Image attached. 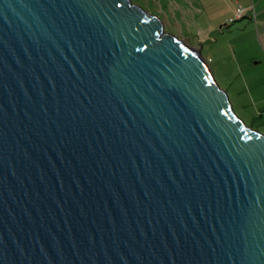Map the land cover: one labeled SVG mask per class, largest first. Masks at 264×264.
<instances>
[{
  "label": "water",
  "instance_id": "95a60500",
  "mask_svg": "<svg viewBox=\"0 0 264 264\" xmlns=\"http://www.w3.org/2000/svg\"><path fill=\"white\" fill-rule=\"evenodd\" d=\"M163 25L0 0V264H264V134Z\"/></svg>",
  "mask_w": 264,
  "mask_h": 264
},
{
  "label": "rangeland",
  "instance_id": "374dc122",
  "mask_svg": "<svg viewBox=\"0 0 264 264\" xmlns=\"http://www.w3.org/2000/svg\"><path fill=\"white\" fill-rule=\"evenodd\" d=\"M130 1L145 13L157 16L164 24L165 32L174 34L191 47L197 48V43L201 44V54L211 68L219 88L227 92L233 106L245 117L247 123L264 134V118L258 115L253 106L254 102L249 99L248 90L241 92L243 65L247 58L244 49L245 37L246 41H252L249 34L238 29H233L232 33L225 32L224 29V34H220L219 29L211 24L208 15L198 14L196 0ZM209 27L212 31L206 34L200 32Z\"/></svg>",
  "mask_w": 264,
  "mask_h": 264
},
{
  "label": "crops",
  "instance_id": "0c3cea01",
  "mask_svg": "<svg viewBox=\"0 0 264 264\" xmlns=\"http://www.w3.org/2000/svg\"><path fill=\"white\" fill-rule=\"evenodd\" d=\"M199 15H208L211 24L219 29L220 34L232 33L233 29L245 31L252 38L244 43L247 55L243 65L242 91H247L254 103L258 115L264 118V0H196ZM241 6L242 17L229 24L227 19L233 15L235 8ZM242 20V21H241ZM212 27V26H211ZM209 27L203 33L212 31ZM202 48V45L197 43ZM264 125V120H263Z\"/></svg>",
  "mask_w": 264,
  "mask_h": 264
},
{
  "label": "built area",
  "instance_id": "2783aa9c",
  "mask_svg": "<svg viewBox=\"0 0 264 264\" xmlns=\"http://www.w3.org/2000/svg\"><path fill=\"white\" fill-rule=\"evenodd\" d=\"M243 12H244L243 8L241 6H237V8H235V12L233 13V15L227 19V22L230 23L234 20L236 21L240 19L242 17Z\"/></svg>",
  "mask_w": 264,
  "mask_h": 264
},
{
  "label": "trees",
  "instance_id": "16d2710c",
  "mask_svg": "<svg viewBox=\"0 0 264 264\" xmlns=\"http://www.w3.org/2000/svg\"><path fill=\"white\" fill-rule=\"evenodd\" d=\"M234 21H235V20H234ZM234 21H232V22H230V23L228 22V23L231 24V23H233ZM236 21H237V20H236Z\"/></svg>",
  "mask_w": 264,
  "mask_h": 264
}]
</instances>
